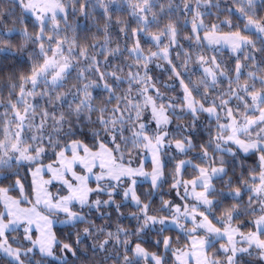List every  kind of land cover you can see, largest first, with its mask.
<instances>
[{"label": "snow or ice", "instance_id": "6c2138e0", "mask_svg": "<svg viewBox=\"0 0 264 264\" xmlns=\"http://www.w3.org/2000/svg\"><path fill=\"white\" fill-rule=\"evenodd\" d=\"M5 67L0 264H264V0H0Z\"/></svg>", "mask_w": 264, "mask_h": 264}, {"label": "trees", "instance_id": "16d2710c", "mask_svg": "<svg viewBox=\"0 0 264 264\" xmlns=\"http://www.w3.org/2000/svg\"><path fill=\"white\" fill-rule=\"evenodd\" d=\"M68 2L71 3V0H68ZM221 6L223 7L224 5L222 4ZM213 11L215 12V10H213ZM17 12H19V10H17ZM225 16H227V13H224L221 16V19H223ZM112 18H113L114 21L115 20H118V19H125L126 20V19H128V13L126 11H122V12L121 11H116V12H113L112 13ZM211 19H215V17H211ZM232 19L235 21L236 18L235 17H232ZM68 21H69L70 24L73 25V28L77 29V31L79 32L80 36L83 37L84 35L92 36L94 34H97V27H103V25L105 23V18H104V15H103V10L97 8L87 19H85L79 13H77L75 16H73L71 14V12L69 11ZM206 22H207V20H206ZM77 25L79 26L78 28H77ZM28 26H29V30L32 31L33 30V26H32V20H31V18L28 19ZM61 27H63V22L62 21H61ZM223 30L224 31H228L229 29L225 27ZM115 31H116V26L113 25V34H115ZM69 34L70 35L73 34L72 33V30H69ZM184 34H187V33L185 32ZM248 34L250 35V33H248ZM16 39H19V37H16ZM253 39H255V37H253ZM257 47H259V44H257ZM220 55H221L222 58L228 59L229 58V51L226 48L225 49H221ZM11 62L12 61L9 60V61H6L5 63L8 64V63H11ZM7 71H9V69L7 67H5L2 70V72H0V75H3ZM153 74L154 75H157V76H160V78L162 80H166L167 79V74H161L159 72V70L154 69ZM162 91H163V89H162ZM179 91H180L179 90V87L177 86L176 92L169 93V94L170 95H176V94L179 93ZM103 95H105V94H101V96H103ZM171 127L174 130L175 124H173ZM146 155H148V154H146ZM146 155L142 154V158L144 159ZM145 160H146V167H148V169L151 170V167H152L151 160L148 159V158H145ZM253 161H254V158H253V160H249L248 163H252ZM45 162H49V160L46 159ZM168 167L170 168L171 167V164H169ZM187 171H188V173H191L192 170L189 167ZM185 178L186 179L187 178H190V176L185 175ZM28 179H29V183H30L31 177L29 176ZM169 186H170V182L168 184H165L164 185V190L167 191V189L169 188ZM147 187H148L147 183H143L141 187H138V191H143ZM12 193H14L15 195L18 194L17 192H12ZM173 194H172V197H173ZM165 198L167 199V198H170V197L165 196ZM117 200H119V197H117ZM158 203H159V198H157L154 201V206L155 205H158ZM2 210H3V207H2V205H0V211H2ZM109 211H111V209H109ZM123 211L125 213H128L130 211H134V208L131 205H129L128 207L124 208ZM93 218H95V214H93ZM112 221H113V229H114L115 222H116V215H115L114 212H113ZM96 223L99 225V224L103 223V221H101L100 219H96ZM120 223H122L126 227H134L135 226V222L134 221H131L129 219H123V220L120 221ZM246 230L247 229H245V231ZM68 232H69V229L68 228H66V227H64L62 225H59V224L55 225V233H56L57 239H59L61 241L67 242V234H68ZM165 235H172V236L179 235L180 238H181V241L183 242V240H184V237L179 232V230H173L171 232L165 233ZM153 238H154V236H153ZM87 243H90V241H85V244H87ZM221 243H223V241H221ZM145 246L148 247L152 251H156L157 250L151 243H148ZM218 246L219 245L217 244L216 247L218 248ZM81 247H83V245ZM214 250L215 249H213V251ZM88 255L90 256L91 255V252H89ZM256 263L257 264H261V262L259 260H256ZM50 264H57V261L51 260L50 261ZM77 264H80V262H77ZM169 264H170V261H169Z\"/></svg>", "mask_w": 264, "mask_h": 264}, {"label": "rangeland", "instance_id": "374dc122", "mask_svg": "<svg viewBox=\"0 0 264 264\" xmlns=\"http://www.w3.org/2000/svg\"><path fill=\"white\" fill-rule=\"evenodd\" d=\"M150 153H148V155H146L145 156V158H148V159H150ZM145 158L143 159L142 157H141V159H143V161H144V168H145V170L146 171H151L150 169H148V167H146V160H145ZM151 160V159H150ZM45 162V161H44ZM45 163H48V162H45ZM45 179H47L48 178V176H45L44 177ZM142 179V178H141ZM93 186H94V184H93ZM60 187V185L57 183V184H55V185H53V186H50L49 187V190L50 191H52L53 193H55L57 190H58V188ZM12 196H17V195H15L14 193H10ZM63 194V193H62ZM173 197H175V193L173 194ZM172 197V198H173ZM178 202V201H177ZM60 219H63V217L61 216V217H59ZM57 225V224H56ZM53 231L55 232V225L53 226ZM219 247V246H218ZM258 260V259H257Z\"/></svg>", "mask_w": 264, "mask_h": 264}, {"label": "crops", "instance_id": "0c3cea01", "mask_svg": "<svg viewBox=\"0 0 264 264\" xmlns=\"http://www.w3.org/2000/svg\"><path fill=\"white\" fill-rule=\"evenodd\" d=\"M246 260H251V264H257L256 263V260L258 259L257 257H256V255L254 254L252 257H246L245 258Z\"/></svg>", "mask_w": 264, "mask_h": 264}]
</instances>
